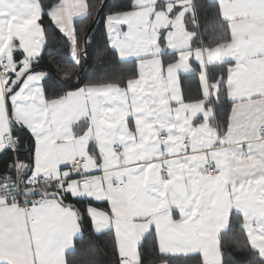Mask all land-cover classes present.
I'll list each match as a JSON object with an SVG mask.
<instances>
[{"label":"snow or ice","instance_id":"6c2138e0","mask_svg":"<svg viewBox=\"0 0 264 264\" xmlns=\"http://www.w3.org/2000/svg\"><path fill=\"white\" fill-rule=\"evenodd\" d=\"M104 7L0 0V154H13L0 172V264H71L85 214L96 234L114 232L117 264H144L153 229L160 264H229L230 214L245 264H264V0H112L108 46L138 72L49 94L35 70L49 28L79 67L74 18ZM181 73L197 76L194 90Z\"/></svg>","mask_w":264,"mask_h":264},{"label":"trees","instance_id":"16d2710c","mask_svg":"<svg viewBox=\"0 0 264 264\" xmlns=\"http://www.w3.org/2000/svg\"><path fill=\"white\" fill-rule=\"evenodd\" d=\"M58 0H44V3L48 6L57 3ZM90 3L96 5L99 4V0H89ZM112 0H108L103 10L102 17L94 26L87 39V55L86 58L81 60L79 67L75 66L72 58L70 57V46L59 32L55 33L53 37L51 35L52 29L49 28V37L46 42V46L43 48V55L40 62L36 67L40 68L39 71H46L49 74V78L44 81L45 86L49 88V94H51V86H56V92L63 94L64 92L74 90L73 85L77 83V79L80 77L79 84L75 87L83 86L93 78L99 77H111L117 79L119 77L127 78L134 72H137L136 63L133 61L120 63L118 62L117 54L111 50L108 46V39L104 28V16L106 15L108 8L111 6ZM94 15L87 18H81L75 21V27L78 31V36L82 41L81 47L83 48V38L94 19ZM201 30L203 27L213 22L212 9H207L206 12L201 13ZM45 24L48 23V18L44 17ZM83 29V30H81ZM209 37L205 36L204 40L207 43ZM165 59H170L166 57ZM84 61L87 62L82 74L81 69L84 67ZM71 67V79L64 78V73L59 71L62 67ZM182 86L187 89V86L191 84L193 90L197 86L196 75H183L180 77ZM230 103L224 105L223 108L217 110V118L226 121L227 114L230 110ZM226 126V125H225ZM21 159L27 160V153L24 147L20 149ZM13 159L11 152L3 153L0 155V172L4 170V167ZM102 207L101 205H95ZM84 210L83 205H77ZM230 228L224 233L225 251L227 253L226 259L229 264H245L249 258L247 252L238 251L236 249L234 241L239 240L243 243V236L239 230V219L235 215L230 216ZM83 238H76L74 242L75 250L70 252L66 256V259L71 264H117L118 256L114 246L113 232H103L96 234L92 230L90 219L85 214L81 221ZM156 248L155 235L152 232L148 233L141 241L139 250L141 251L144 259V264H160V258L158 252L154 251Z\"/></svg>","mask_w":264,"mask_h":264},{"label":"water","instance_id":"95a60500","mask_svg":"<svg viewBox=\"0 0 264 264\" xmlns=\"http://www.w3.org/2000/svg\"><path fill=\"white\" fill-rule=\"evenodd\" d=\"M107 1H108V0H105V6H106ZM104 8H105V7H104ZM103 10H104V9H103ZM103 10L100 11V13H99V18H100V16L102 15ZM99 18L97 19V18L94 17L93 21L91 22V24H90V26H89V28H88V30H87V32H86L84 38H83V45H84L83 48L86 47V50H87V39H88V36L90 35V33H91V31L93 30V28H94V26L96 25V23L98 22ZM86 65H87V62L84 61V67L81 69L80 74H82V72H83L84 68L86 67ZM39 69H40V68H38V67L35 68L36 71H39ZM78 80L80 81V77L78 78ZM78 84H79V83H78ZM78 84L76 83L75 86H77Z\"/></svg>","mask_w":264,"mask_h":264},{"label":"crops","instance_id":"0c3cea01","mask_svg":"<svg viewBox=\"0 0 264 264\" xmlns=\"http://www.w3.org/2000/svg\"><path fill=\"white\" fill-rule=\"evenodd\" d=\"M74 19H75V21H76V20L81 19V18H74ZM116 54H117V53H116ZM70 57H71V50H70ZM117 57H118V55H117ZM131 61L135 62L134 59H132ZM129 62H130V61H129ZM194 67H195V65H194ZM136 69H137V67H136ZM137 72H138V69H137ZM183 75H185V74H184V73H181V74H180V77L183 76ZM74 90H75V89H74ZM71 91H72V90H71ZM230 109H231V105H230ZM229 112H230V110H229ZM0 155H1V154H0ZM94 206H95V205H94ZM101 206H102V207H100V208H104V209L107 208V205H106V204H101ZM230 216H231V214H230ZM90 222H91V221H90ZM91 226H92V224H91ZM92 230H93V227H92ZM106 231H107V230H104L103 232H106ZM152 231H153V233H154V235H155V231H154V229L151 230L150 232H152ZM93 232H94V231H93ZM103 232H102V233H103ZM150 232H148V233H150ZM94 233H95V232H94ZM148 233H146L145 236H146ZM113 235H114V232H113ZM79 236H80V234H78L76 238H78ZM145 236H144V237H145ZM76 238H74V242H75V239H76ZM66 256H67V255H66Z\"/></svg>","mask_w":264,"mask_h":264},{"label":"bare ground","instance_id":"6f19581e","mask_svg":"<svg viewBox=\"0 0 264 264\" xmlns=\"http://www.w3.org/2000/svg\"><path fill=\"white\" fill-rule=\"evenodd\" d=\"M100 17H102V15Z\"/></svg>","mask_w":264,"mask_h":264}]
</instances>
